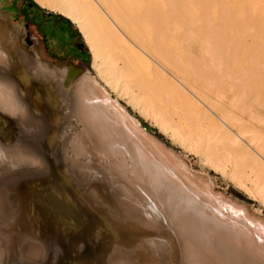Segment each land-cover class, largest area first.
Masks as SVG:
<instances>
[{"label": "bare ground", "instance_id": "obj_1", "mask_svg": "<svg viewBox=\"0 0 264 264\" xmlns=\"http://www.w3.org/2000/svg\"><path fill=\"white\" fill-rule=\"evenodd\" d=\"M60 1L64 2L65 0ZM99 1H102L106 5V10H103L104 8L96 1L100 6L99 8L108 17H106L108 21L105 19V14L101 9L99 10L90 0H68L63 7L61 5L58 8L62 11V15L70 21L76 22L79 30L81 29V31L85 32L87 29L89 31H94L95 29L96 31L94 33H99L103 42L107 39V34H112L117 44L123 42L124 39L120 37L122 34L117 35L119 31L116 33L117 30H120L117 29L118 27L120 28V25L116 28V31L112 29L111 25H118V23H121V25L123 23L126 24L130 35L133 37V41L139 46L135 45L144 53L146 52L144 51L146 48H144L145 46L143 47L142 42H144L145 36L141 28L143 26L140 24L146 23L150 28L149 41L146 42V44L149 43L146 46L148 47L150 45V49L148 48L147 50H150L159 61L180 74H185L191 71L192 68H195L194 65L192 68L189 67V64L191 65L188 61L189 58L185 59V57L189 56L188 53L186 54L188 56H185L184 59L189 64L186 62L184 64V61L182 63L181 59L179 60L178 55L176 56L172 53L173 51H169L171 50L169 49L171 46L161 47L165 37L163 36L165 31L164 27H167V25L165 23L166 26H162L164 28L163 30H160L162 27L160 29L155 28L156 30L153 28L157 24V21L161 22V14L158 16L154 9L156 2L153 4L152 0H145V8L142 5L143 7L141 9H144L142 11L139 10L140 15L137 16L138 14L135 15L137 11L135 14L125 11L123 6L121 7L119 0ZM167 1L164 3H167ZM194 2L195 5L198 4V0H194ZM186 3L188 4V2ZM58 5H60L59 2ZM101 5L103 4L101 3ZM123 5L125 6L126 4ZM126 6L125 8H127ZM170 6L173 9L175 8L172 5ZM184 6L182 3V7ZM182 7L181 10H183ZM170 8L168 7L167 11H170ZM186 9L189 11V6ZM10 10L5 4V1L0 0V264H162L166 257L170 259L167 264H178V256L183 264H264V253H262L264 250H261L260 245H256L248 237V233H244L243 235H247L251 241L248 240L245 246H239L236 233L238 231L232 232V226L229 232L223 230L220 220L223 215L220 218L217 215V213L221 214L219 211L215 214L214 209L210 210L211 206L203 201L204 199H200L202 198L201 196L194 195V199L190 198L191 196H186L184 190L179 189V186L175 187L167 181L162 182L159 188L155 182H151L152 178L150 179L149 177L150 182L146 179L143 182L147 181L146 184L149 182V185L153 183L159 189L149 191V189L141 186L136 180L133 181L134 179H131L133 167L130 171L127 161L128 159L132 160L138 153L137 151H134L137 154L132 152L134 148L130 151L131 147H129L130 150L129 148L126 150L125 144L129 142L132 145L135 144L134 146L139 148V150L142 149L143 146L138 142L141 137L147 138V132L142 129L136 119L132 118L128 115L127 111L120 107L121 105L119 106L114 101L113 103L108 101L107 93L102 89L100 84L95 80L87 79L88 74L84 68L73 67L71 65L51 67L39 61L36 52L21 33V26L16 25L13 28L10 26ZM161 13L163 14V12ZM182 13L187 15L188 12L183 11L177 17L183 16ZM186 15L185 18L189 16ZM78 18L80 21H77ZM181 18H179V21L187 22L181 20ZM116 20H118L117 23L115 22ZM162 23L164 22L162 21ZM178 23L181 25L180 22ZM187 24L185 23L183 26ZM174 25L176 26V24H173V27ZM205 28V30L208 29L207 26ZM169 31L167 30L166 32L168 33ZM207 32L210 33L209 31ZM209 35L205 37H209ZM86 36L88 37V34ZM176 36L178 37V35ZM179 37L182 36L179 35ZM205 37L204 42L206 41L208 43L210 37L206 38V40ZM124 38L126 39V37ZM184 38L185 36L181 38L182 40L180 39V42L184 41ZM190 38L192 39L193 35ZM214 39L218 40V36L217 38L214 37ZM89 40L91 39L89 38ZM175 40L174 42L178 39ZM98 41L96 42L99 44ZM133 41L132 43H134ZM204 42L202 43L205 44ZM211 42L209 43L210 45L213 44ZM220 43L218 41V45ZM92 45L94 46V44ZM110 47H112V44ZM211 47L209 51L212 50L211 53H215L214 55H216V52L219 55V52L222 51L220 48L221 50L218 49V52L216 50L217 46L213 47L212 45ZM220 47L222 46L220 45ZM174 48L172 46V50ZM206 49L204 51H207ZM97 50L99 53L100 50ZM207 52H204V54ZM208 53L209 56L207 54L205 55L210 57L211 53ZM220 54L222 56V53ZM153 55H151L152 59ZM211 55L210 58L213 59L214 55ZM93 57L94 59L96 58L95 55ZM214 59H216V56ZM214 59L213 63L216 66L217 64L214 62ZM127 60L123 59L121 69L123 67H129ZM221 60L217 58L216 62L219 61L220 63ZM153 61L161 66L155 59ZM206 61L204 60L203 62L205 63ZM229 63L227 65H230ZM210 64L212 68L215 67L212 66V62ZM116 66L115 64L114 68ZM220 66L222 67V64ZM201 69L198 65L196 71H191L192 77L195 81H200V84L203 85L200 89H209L210 87V90H213L211 84L214 83H211L212 80L210 78L212 76L209 77ZM218 72H221L219 73L220 75L222 74V71ZM212 75L216 76H214V81L216 82L218 75ZM174 78L177 79L176 77ZM220 80L218 81L220 82ZM218 81L217 83L219 84ZM136 84L138 85L139 82ZM128 85L126 84L125 86ZM139 85L138 87H140ZM132 86L134 85L132 84ZM241 86L243 85H240V88ZM218 90L219 88L217 87V90L214 91L220 97L221 95L217 93ZM141 94H145L144 89ZM104 97H107V100ZM203 97L205 96L203 95ZM154 102H150V104ZM158 109L161 110V108ZM154 110L156 111L157 109ZM161 112L163 111L161 110ZM224 116L226 118V115ZM70 118L76 119L83 128L80 133H70L71 136L67 137L69 140L66 141V128L64 124L65 122H70ZM232 119H235V117ZM174 129L176 128L174 127ZM251 133L248 132V134ZM261 137L258 138L260 139ZM153 141V143H158L155 139ZM145 149L142 150L146 151L147 149ZM139 153H142V151ZM69 154L73 156V159L69 157ZM20 155L26 156L23 159L24 164L22 166H20L21 161L18 158ZM148 158L146 157V161L150 163ZM136 159L137 157L134 160ZM78 160H84L85 163H80L81 161L79 162ZM94 160L99 162V164L96 163L99 166L93 163ZM137 162L139 164L140 160H136L134 163ZM144 162L142 161L143 164H145ZM142 163L141 165H143ZM50 164L53 165L57 174L52 171ZM130 164L133 166V160ZM141 165H139L140 168H143L144 165L142 167ZM166 166L168 171L175 177L176 175L172 164ZM155 167L159 169L160 173L163 171L161 167ZM155 167H153V170ZM118 169L121 171L117 172ZM146 169L147 167L145 169L143 168L142 171ZM179 170L177 173L181 172ZM141 173L137 174L140 175V178L142 175H145L144 173L141 175ZM163 173L165 172L161 174ZM168 173L165 179L169 178ZM148 174L150 172L146 173L147 176ZM163 175H159V177ZM173 175L171 176L172 180H174ZM154 176L156 175L154 174ZM181 177L183 178L182 175ZM139 180L141 181V179ZM178 180L180 182L182 179L180 180L179 177ZM104 181L105 183L111 182L115 185V188L109 189L107 187L109 183L105 184ZM183 182L184 179L182 180ZM192 189L190 191L193 194L194 190ZM189 194L187 192V195ZM224 206L227 211L234 212L236 208L246 212L245 209L238 207L234 202L226 203ZM209 210L215 216H219L220 221L218 219L216 220V218L214 219V215ZM128 215H133L134 217L130 218ZM167 226L174 228L177 231L175 232L178 233L177 235L181 237V245L178 244L179 248L181 247L180 250L175 239L169 235L170 232L168 234ZM98 227H101L99 237H90L93 231L98 230ZM141 233H149L150 235L142 236L140 235ZM233 233H236V235ZM165 234L168 237L166 236L165 238ZM106 237L113 241H109ZM257 242L261 241L258 240Z\"/></svg>", "mask_w": 264, "mask_h": 264}, {"label": "rangeland", "instance_id": "obj_2", "mask_svg": "<svg viewBox=\"0 0 264 264\" xmlns=\"http://www.w3.org/2000/svg\"><path fill=\"white\" fill-rule=\"evenodd\" d=\"M4 1L7 7L11 9L9 11L10 26L12 28L16 25L21 26V33L23 34L28 44L32 46L33 50L36 52L39 61H42L50 65L51 67L68 66L66 62H71L75 65L83 67L88 74L87 79L89 78L98 82L102 89L107 93L106 96L108 97V101L111 103H113L114 101L119 106L121 105L120 107L127 111L128 115L136 119L142 129L147 132V138H143L140 136L141 138L138 142L139 144H141V146L144 147H142V149H147H145L146 151L142 149L139 150V148H136L134 146L135 144L132 145V143L129 142H127L128 144H125L126 150L131 147V150L129 148L130 151H132V149L134 148L132 152L137 151L138 153L137 156H134L133 154L134 157H131L133 160V166L131 165L132 163L130 164L131 167L129 165V163L132 161L131 159H128L127 161L128 169L130 168V171L133 167V171H131L133 173L131 175L132 178L130 177L132 180L134 179L133 181L136 180V182H138L141 186L149 189V191H152V189H159L161 183L167 181L170 184L172 183V185H174L175 187L179 186V189L184 190L186 196H191L190 198H193L194 195H197L198 197L201 196L202 198L200 199H204L203 201L207 202L209 206H211L210 210L214 209L213 211L215 214L219 211L221 214L217 213V215H219L220 218L223 215V217L220 219L222 224L225 223L223 225L221 224L223 230H227L229 232V229L232 228V232H236V230L238 231L236 233L239 246H245V244L249 240L248 237H250L256 245H260L261 250H264V0H200V4L198 0V4L196 5L194 0H170L172 1L171 3L167 0L164 1H167V3H164L163 0H152L153 4L154 2H156L154 6V9L156 10L155 12L158 16L161 14V22H164L161 24L160 21H157V24H155L153 28L160 29L165 25V23L167 25V27H164L165 31L163 33V36L165 37L163 40L164 42L161 44V47L165 48L167 46H171L169 47V49L171 50H169L168 48L166 49H168L169 51H173L172 53L176 56L178 55L179 60L181 59L182 63L184 61V64H186L189 61L191 63V65L187 63L189 64V67L192 68L193 65L195 66V68H192L191 71H196L199 65V68H202L201 70L205 71L206 75H208L209 77H213H210L212 80L211 83H214L211 84L213 86L211 87L213 88V90H210V87L209 89H200L201 87H203V85L200 84V81L194 80L192 74L190 73L191 71H188L185 74L175 72L171 69V67L159 61V59H157V57H155L150 52V50H147L148 48L150 49V45L148 47L146 46L149 44H146V42L149 41L148 37H150V28L146 23L140 24L144 27L143 28L140 26L145 36L144 42H142L143 47L145 46L144 48H146L144 50L146 51L145 54L144 52L139 50L140 48L136 46L138 44L133 41V37L130 35L126 24L124 23V25H121V23H118V25L110 24L112 29H114L115 31L116 28L120 25V28H117L120 30H117L116 33L119 31L117 35L122 34L123 37L122 35L120 37L124 40L123 42H120L118 44L116 43L117 41L113 39L112 34H107L106 38L108 40L106 39L105 42H103L100 34L94 33L96 31L95 29L94 31H89V29H87V32H83L81 31V29L79 30L76 22H72L64 15H62V11L58 8L61 7V5L63 7L68 0H63L64 2H61L60 0ZM91 1L93 5L95 4V6L98 7L99 10L101 9L99 8L100 6L104 8L103 10H106V5L102 1L96 0L97 2H99L100 6L95 0V3L93 0H90V2ZM124 1L119 0L121 7L123 6V9L125 11L132 14H135V12L137 11L135 14H138L137 16L140 15L139 10L142 11L145 8V0ZM58 2L60 5H58ZM186 2H188V4ZM101 3L104 6L101 5ZM182 3L183 6L185 4L186 5L182 7ZM123 4H130L129 8L128 5H125L127 7L125 8ZM142 5H144L143 9H141L143 7ZM158 5H160V9ZM170 5L175 7V10ZM188 6V10L190 11V13L186 9L188 8ZM168 7H171V12L169 10L167 11ZM181 7L183 8V10H181ZM163 10H166V12L164 13ZM183 11H185L186 13L188 12L187 15L189 16H187L185 13H182L183 16L177 17L179 16L178 14H181V12ZM161 12H163V14ZM185 15L187 16L186 18ZM106 17L107 16L105 14V19L108 18ZM179 18L187 22L179 21ZM77 21H80L79 18ZM115 22L117 23L118 20H116ZM177 22H180L181 25L179 23L177 24ZM185 23L188 24L183 26V24ZM173 24H176V26L174 25L176 30L173 27ZM211 25L214 26L211 27ZM205 26H207V30H205ZM164 28L162 27L160 30H163ZM185 28L188 30H186ZM212 29H214L215 32ZM167 30H170V33H167ZM184 30L186 31V33ZM207 31H209L210 33H208ZM165 33L167 34V38ZM205 33L207 35L212 33L211 35H209L211 39L209 37H205L207 36ZM87 34L88 37L86 36ZM175 34L178 35V37ZM190 34L191 36H189ZM179 35H181L182 37L185 36V38L183 39L185 42H180L182 40V37H179ZM192 35L193 38L191 39L190 37H192ZM217 36L218 40L214 39V37L217 38ZM124 37H126V39ZM204 37L205 40L206 38H209L208 43L206 41L204 42ZM89 38L91 40L94 38V40L91 41L89 40ZM174 38L176 40L178 39L180 44L178 40L176 41ZM167 39L169 40V42ZM173 39L176 42H174ZM215 40L217 41L215 42ZM96 41H98L100 45ZM132 41L134 43H132ZM218 41L219 43H223H220L218 45ZM202 42H204L205 44L207 43V45L203 44ZM210 42L213 43V47L217 46L216 50L218 52L222 49V51L219 52V55L217 54V52L216 55H214L215 53H211L212 50L209 51L212 48V45L209 44ZM228 43L230 44L227 45ZM89 44L91 45L89 46ZM92 44H94V46ZM111 44L112 47H110ZM215 44L217 45L215 46ZM220 45L222 47H220ZM231 45L233 48L231 47ZM113 46L115 47L114 51ZM172 46L175 47L173 50ZM202 47H205V49L208 47V49L206 50L213 54L214 57L216 56V59H222V62H216V59H214L213 57L214 62L217 64L215 66L213 63V59L210 58L212 55L210 54V57H207L209 56V53L207 51H204L205 49H203ZM200 48L201 50H199ZM97 49L100 50L99 53ZM95 51H97L96 54ZM203 51L208 53H205L207 54V56ZM223 52H225L226 55L228 53L227 57ZM187 53L191 58L186 55ZM220 53H222V56L224 57L220 56ZM94 55L96 57L95 59L93 57ZM151 55H153V59H155L161 66L153 61ZM184 57L185 59L189 58L190 60L188 59L187 61L184 59ZM203 57L205 58L203 59ZM123 59H128V68L123 67L121 69ZM226 59L227 61H225ZM193 60H195L196 63ZM204 60H207L205 63H209L205 64L203 62ZM192 62H194L197 66ZM211 62L212 66H215L214 68L210 66ZM201 63H203L204 65ZM228 63L230 65H227ZM115 64L117 65V69L114 68ZM220 64H222V67H219ZM216 69L218 71H222V74L220 75L219 73L221 72H218ZM253 69H255L256 71ZM212 74L218 75L217 80L215 79L216 82L214 81L215 75ZM174 77H176L177 79H175ZM218 80H220V82ZM217 81L219 82V84L217 83ZM138 82L140 84L138 85L141 88L136 84ZM126 84L129 85L125 86ZM132 84L134 86H132ZM214 85H216V89ZM240 85L243 86H241L240 88ZM137 87L139 91L137 90ZM217 87L220 90H218L219 92L217 91V93L221 95L220 97L218 94H216V91H214L217 90ZM139 88L142 90L144 89L145 94H141L142 90H140ZM192 88L194 89L192 90ZM146 91L148 92V94ZM203 95L205 97H203ZM107 97H104V99L107 100ZM153 101H155L154 103L156 104L151 103L153 104L151 105L150 102ZM233 103L235 104L233 105ZM155 105L156 107L154 108ZM158 108H161L163 112H161V110ZM154 109L157 110L155 111ZM164 114L166 115L164 116ZM223 114L226 115V118H224L225 116ZM222 115L223 117H221ZM234 117L235 119H232ZM168 124H171V127ZM64 127L66 128V141L69 140V138L67 137H70L71 134L82 132L83 128L82 125L74 118H70V122H65ZM174 127L176 129H174ZM242 132H244L245 134H242ZM248 132H252L255 137L252 133V136L251 134H248ZM148 137L152 140H150ZM258 137L261 138L259 139ZM153 138L158 142L157 144L153 143ZM141 151L142 153H139ZM139 155L143 159L139 158ZM142 155L144 156L142 157ZM24 157L26 156H18V158H20L19 160L21 161L20 166L24 164ZM69 157L73 159V156L71 154H69ZM136 157V160H140L141 163L142 161H145V164H142L144 165V169L147 167V169L145 170L146 173L150 172L148 176L146 175L144 170L142 171L143 168H140V162L139 164L138 162L134 163L136 162V160H134ZM146 157H149L148 159L150 160V163L146 161ZM78 161H81L80 163L83 164L85 163L84 160ZM93 163L96 166H99L97 165L99 164L97 160H94ZM150 164L155 165L151 166ZM168 164H172V168H174V173L176 175L175 177L168 171L166 166ZM143 165H141V167ZM155 166L161 167L163 171L161 169L160 170L162 172H165L163 173L164 175L161 174L162 172L160 173L159 169H157V167ZM162 166L164 169L162 168ZM153 167H155L154 170ZM137 169L140 170L137 171ZM178 169H180L179 172L181 171V174L177 173ZM119 171L121 170L118 169L117 172ZM156 171H158L159 173ZM141 172L145 175H142ZM139 173H141L142 175L141 178L140 175H137ZM167 173L169 175V178L165 179L167 178ZM154 174L156 176H154ZM134 175H136L137 177ZM159 175L163 176L159 177ZM172 175L174 180H172L171 178ZM181 175L183 176V178L181 177ZM144 176L147 177L145 178ZM178 176L180 177V180L184 179L186 187L185 183H182V180L180 181L181 183L179 182ZM148 177L150 179L152 178L151 182H155V184H157V187L159 188H156L155 184L153 183L149 185L150 179ZM157 177H159L160 179ZM139 179H141V181ZM145 179L149 181L148 184H146L147 181L143 182L145 181ZM175 182L179 183L176 184ZM106 183H109L107 184V187L109 189L115 188V185L111 182ZM112 185L113 187L111 188ZM182 185L184 189L183 187H181ZM150 186L153 188H151ZM191 189L194 191L196 190L195 193L193 191L192 194L190 191ZM187 192L188 194L190 192V194L187 195ZM229 201L232 203L234 202L240 208L242 207L246 212H243L242 209L238 210L236 208V211H234L235 213L233 211H227L224 204L230 203ZM210 213L214 215L212 211H210ZM217 215H214L213 217L214 219L216 218V220H219V216L217 217ZM131 216L130 218L134 217L133 215ZM226 225L229 227H227ZM167 228L168 234L170 232L169 235L175 239L177 245H181V237L177 235V231L169 226H167ZM95 232V235H97L98 231ZM236 233L233 234L236 235ZM244 233H248L249 236L247 237V235H243ZM148 235L150 234L148 233ZM166 236L167 234H165V238ZM258 240L261 242H257ZM260 243H262L263 246ZM179 245L178 249L180 250L181 247L179 248ZM168 260L170 261L168 257L164 258L162 264H167L169 262ZM177 262L178 264H183L179 256L177 258Z\"/></svg>", "mask_w": 264, "mask_h": 264}, {"label": "water", "instance_id": "obj_3", "mask_svg": "<svg viewBox=\"0 0 264 264\" xmlns=\"http://www.w3.org/2000/svg\"><path fill=\"white\" fill-rule=\"evenodd\" d=\"M68 65H71V66H73V67H81V66H78V65H75V64H73V63H67ZM81 68H83V67H81ZM50 166H51V168H52V171L54 172V173H56L57 174V172L55 171V168L53 167V165L52 164H50ZM101 230V227H98V230H95V231H98V233H97V235H95V231H93L92 232V234L90 235V237H98V235H99V231ZM140 235H142V236H145V235H148V233H141ZM107 239H109V241L111 240L110 238H108V237H106ZM111 241H113V240H111Z\"/></svg>", "mask_w": 264, "mask_h": 264}, {"label": "flooded vegetation", "instance_id": "obj_4", "mask_svg": "<svg viewBox=\"0 0 264 264\" xmlns=\"http://www.w3.org/2000/svg\"><path fill=\"white\" fill-rule=\"evenodd\" d=\"M66 63H69V62H66ZM71 63V62H70Z\"/></svg>", "mask_w": 264, "mask_h": 264}]
</instances>
